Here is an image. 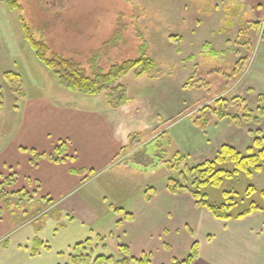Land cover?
<instances>
[{"label":"rangeland","instance_id":"1","mask_svg":"<svg viewBox=\"0 0 264 264\" xmlns=\"http://www.w3.org/2000/svg\"><path fill=\"white\" fill-rule=\"evenodd\" d=\"M19 2L24 8V17L34 29L36 39L46 42L57 54L77 60L89 73H92L93 66L107 71L115 63L136 58L143 40L147 42V54L157 63L159 75L137 78L132 72L122 78L119 84L126 87L129 101L121 108H112L116 111H111L114 124L118 125L124 136V161L127 159L133 163L131 155L140 154L137 159L146 164L148 159L143 157L146 154L155 159L157 164L154 157L157 143L172 158L182 149L183 144L174 143L173 146L169 143L171 125L184 120L186 124L193 122L195 126L194 121L199 118V112L206 106H213L218 99L235 102L238 98L245 102L248 110L258 116L264 113V0ZM120 20L125 24L123 39L116 46L101 51L103 44L112 38ZM6 73H16L22 77L24 98L18 99L11 92L3 78ZM0 95L3 97L0 109V154L6 150L2 147L5 143L19 142L23 145L26 134L48 132L50 134L47 138L50 142H55L57 137L52 133L54 124L48 120L44 125L43 121L30 120L33 106L44 103L47 107L51 105L61 108L63 103L69 102L84 106L97 103L101 107H110L107 92L89 97L73 93L59 83L58 77L39 62L25 41L19 13L9 9L6 0H0ZM48 108L45 109L50 110ZM232 112L235 113L233 110ZM243 113L241 111L240 116ZM210 125L215 126V131L210 135L206 134L209 147L229 140L239 152L246 153L255 138L264 136V115L258 123L244 122L239 126L227 120L213 118ZM229 137L232 139H228ZM196 145L199 147L198 142L194 147ZM45 151L60 158L61 155H67L69 149L61 141L47 146ZM213 157L189 158L181 171ZM2 158L3 155H0V160ZM134 165L140 169L137 175L123 173L120 177H115V173L105 174L90 185L92 190L100 194L97 203L102 213L109 208V204L102 200L103 196L108 197L109 202L117 209H129L134 203L131 201L134 197H150L154 202L163 199L165 191H168V180L180 178L178 173L169 174L161 164L150 169L136 163ZM82 175L84 181H89L95 172L88 170ZM251 183L263 189L264 173L252 180H241L238 185L228 183V190L242 191ZM192 184V180H189L188 187L194 192ZM113 186L116 187L112 188ZM10 194L0 184V207L3 211L6 204V216L20 214L29 208L26 198L22 197L20 201ZM214 194V201H217L218 194ZM179 196L191 198L194 204L190 193L176 195L178 198ZM33 211L35 206L31 205V212ZM203 211L204 208L198 209V212ZM257 214L261 220L264 219V214ZM176 216H171L168 220L174 221ZM103 217L105 216L102 215ZM262 222L264 223L263 220ZM100 223L104 222H96L97 225ZM208 227L198 222L194 231L185 226L177 232L167 230L159 237V246L163 247L164 253H152V264L170 259L173 261L175 258L185 259L192 240L202 246L203 235L212 233ZM94 248L95 246H91L84 255L91 259L100 255H113L110 250L101 252ZM61 258L63 262H68L70 256L65 254ZM68 264H73V261ZM74 264H90V261Z\"/></svg>","mask_w":264,"mask_h":264},{"label":"crops","instance_id":"2","mask_svg":"<svg viewBox=\"0 0 264 264\" xmlns=\"http://www.w3.org/2000/svg\"><path fill=\"white\" fill-rule=\"evenodd\" d=\"M101 106L69 102L63 103L61 108L51 105L48 108L44 103L33 106L30 120L43 121V125L48 120L54 124L55 142L47 138L48 132L31 133L24 136L23 145L8 142L2 146L6 150L0 154L3 155L0 184L14 199L22 201V197L26 198L29 208L20 214L6 216V204L3 211L0 207V264H62L63 255L70 256L76 245L87 240H92L94 250H110L117 261L123 258L119 250L121 245L127 246L131 257L139 260L154 252L164 253L163 247L159 246V237L167 230L177 232L185 226L194 231L198 222L209 226L212 233L203 235L202 246L198 242L199 254L193 264H264V219L261 220L257 213L242 220L223 222L206 209L198 212L202 208L194 199L193 204L191 198H178L168 191L163 199L155 202L153 198L134 197L129 209H117L108 197L103 196L102 200L109 208L102 213L97 203L100 194L90 185L105 174L115 173V177L123 173L137 175L140 169L123 159L124 136L114 124L111 113L116 110ZM185 122L173 123L167 134H170L171 145L182 142V149H185L177 153L188 156V160L214 156L203 162L211 161L222 146L234 147L228 140L210 148L206 134L214 132L215 126L210 125L205 133L193 122ZM61 141L69 149L64 157L56 158L45 151L47 146ZM196 142L200 148L194 147ZM88 170L94 171L95 175L84 181L82 174ZM31 205L35 206L33 212ZM174 215H177L174 221L168 220ZM99 220L104 223L97 225ZM97 238L102 240V245ZM193 243L192 240L191 247Z\"/></svg>","mask_w":264,"mask_h":264},{"label":"trees","instance_id":"3","mask_svg":"<svg viewBox=\"0 0 264 264\" xmlns=\"http://www.w3.org/2000/svg\"><path fill=\"white\" fill-rule=\"evenodd\" d=\"M6 5L12 11L19 13L24 39L39 62L58 77L59 83L65 89L73 93L97 97L107 92L109 106L118 109L129 101L126 97V87L119 84L122 78L127 77L132 72L137 78H142L145 75L154 77L160 73L157 63L147 54L148 44L145 39L138 49L136 58L115 63L107 71L93 66L92 73H89L77 60L57 54L52 51L46 42L36 39L32 25L27 22L23 15L24 8L19 0H6ZM124 28L125 24L120 20L112 38L103 44L101 51L116 46L123 39ZM3 78L10 86L11 92L18 99L24 98L22 77L19 74L6 73ZM234 101L229 102L222 98L216 100L213 106H206L199 112L200 116L194 121V124L201 130L206 131L213 118L219 121L227 120L240 126L244 122L258 123L261 116L264 115L263 113L258 116V114L248 110L245 102L238 98ZM2 106L3 97L0 95V109ZM241 111L244 113L240 116ZM132 138L135 137L132 136ZM146 146L145 151L148 149V146ZM156 148L157 152L154 157L158 161L157 164L155 159H152L149 155L146 156V154L143 157L148 159V163L145 164L143 160L137 159L140 154L131 155L133 163L143 165L147 169L161 164L169 174L178 173L180 177L178 180L170 178L167 182L169 193L173 195L190 193L197 206L206 209L213 217L223 222L242 220L255 213L264 214V188L260 189L251 183L242 191L228 190V183L238 185L241 180H252L253 177L264 173V136L255 138L253 145L246 153H241L230 145H224L215 159L200 163L193 168H186L185 171H181V167L188 161V156L176 153L172 158H169L168 151L160 143L156 144ZM189 180L193 182L194 192H191L188 187ZM215 192L218 194L217 201H214ZM147 199H150V197H147ZM97 242L100 245L102 240L97 238ZM91 246L92 240L76 245L69 261H73V264L81 261H90V264H130L132 262L151 264L149 255H144L139 260L133 259L129 248L124 245L119 247L120 254L123 257L121 260L117 261L112 255H100L91 259V257L84 255ZM198 254L199 245L194 242L186 259L182 261L174 260L171 264H193L198 258Z\"/></svg>","mask_w":264,"mask_h":264}]
</instances>
